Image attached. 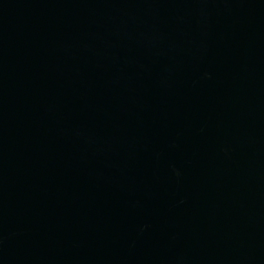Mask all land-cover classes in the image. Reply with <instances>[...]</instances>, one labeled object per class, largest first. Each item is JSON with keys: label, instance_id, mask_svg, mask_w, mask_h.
I'll use <instances>...</instances> for the list:
<instances>
[{"label": "water", "instance_id": "obj_1", "mask_svg": "<svg viewBox=\"0 0 264 264\" xmlns=\"http://www.w3.org/2000/svg\"><path fill=\"white\" fill-rule=\"evenodd\" d=\"M0 264H264V0H0Z\"/></svg>", "mask_w": 264, "mask_h": 264}]
</instances>
